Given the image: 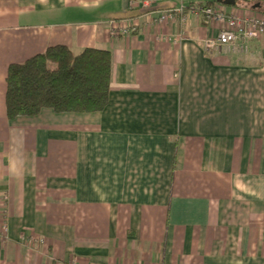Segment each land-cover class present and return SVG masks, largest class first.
<instances>
[{
  "label": "crops",
  "instance_id": "1",
  "mask_svg": "<svg viewBox=\"0 0 264 264\" xmlns=\"http://www.w3.org/2000/svg\"><path fill=\"white\" fill-rule=\"evenodd\" d=\"M219 1L0 0V264H264V37L219 55L202 15L157 22ZM57 45L111 53L107 108L10 121L9 67Z\"/></svg>",
  "mask_w": 264,
  "mask_h": 264
},
{
  "label": "trees",
  "instance_id": "2",
  "mask_svg": "<svg viewBox=\"0 0 264 264\" xmlns=\"http://www.w3.org/2000/svg\"><path fill=\"white\" fill-rule=\"evenodd\" d=\"M112 70L108 51L86 48L75 53L63 45L50 47L9 67L7 117L14 121L37 116L43 110L56 114L103 112L113 87Z\"/></svg>",
  "mask_w": 264,
  "mask_h": 264
},
{
  "label": "built area",
  "instance_id": "3",
  "mask_svg": "<svg viewBox=\"0 0 264 264\" xmlns=\"http://www.w3.org/2000/svg\"><path fill=\"white\" fill-rule=\"evenodd\" d=\"M158 0H138V7L150 10ZM256 1V0H252ZM134 5V1L131 2ZM188 14H200L208 22L220 26L216 37H210L203 42L207 53L219 55L247 56L251 52V44L264 37V15L262 14H234L229 13L223 4H209L205 6H185L170 8L163 12L157 19L159 24L173 22L180 18L181 22L187 20ZM111 33L118 36H128L137 31V26L130 20H112L109 23ZM3 235L7 232L4 229Z\"/></svg>",
  "mask_w": 264,
  "mask_h": 264
},
{
  "label": "water",
  "instance_id": "4",
  "mask_svg": "<svg viewBox=\"0 0 264 264\" xmlns=\"http://www.w3.org/2000/svg\"><path fill=\"white\" fill-rule=\"evenodd\" d=\"M219 3L225 6H235L237 4L236 0H220Z\"/></svg>",
  "mask_w": 264,
  "mask_h": 264
},
{
  "label": "rangeland",
  "instance_id": "5",
  "mask_svg": "<svg viewBox=\"0 0 264 264\" xmlns=\"http://www.w3.org/2000/svg\"><path fill=\"white\" fill-rule=\"evenodd\" d=\"M207 1L205 0V2H207ZM212 1H215V0H212ZM225 8L228 10V9L232 8V6H225Z\"/></svg>",
  "mask_w": 264,
  "mask_h": 264
}]
</instances>
